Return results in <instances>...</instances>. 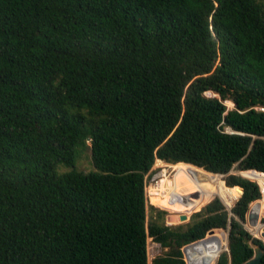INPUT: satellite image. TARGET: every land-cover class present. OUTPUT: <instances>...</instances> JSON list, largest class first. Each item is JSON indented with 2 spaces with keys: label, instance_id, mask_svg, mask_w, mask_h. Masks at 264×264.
Returning <instances> with one entry per match:
<instances>
[{
  "label": "trees",
  "instance_id": "16d2710c",
  "mask_svg": "<svg viewBox=\"0 0 264 264\" xmlns=\"http://www.w3.org/2000/svg\"><path fill=\"white\" fill-rule=\"evenodd\" d=\"M259 107L264 0H0V264H150L149 238L165 249L151 264H185L184 244L228 227L218 264L248 261L264 247L241 223L260 197ZM156 161L224 174L235 216L197 186L183 211L201 210L167 224L146 203Z\"/></svg>",
  "mask_w": 264,
  "mask_h": 264
},
{
  "label": "built area",
  "instance_id": "2783aa9c",
  "mask_svg": "<svg viewBox=\"0 0 264 264\" xmlns=\"http://www.w3.org/2000/svg\"><path fill=\"white\" fill-rule=\"evenodd\" d=\"M208 93L209 91H207L205 94L209 96ZM259 108L261 110H264L263 107H259ZM158 160L159 159H157V161ZM172 164L174 163L166 162L165 164V165H168L169 167H172V172H174L172 176L171 174H169V169H167V167L163 165L159 166L161 167V169L158 171L157 174L153 175L150 179L149 177L151 175L152 170L147 174L146 180H145V197H146L147 205H154L163 210H169L157 204H154L152 202V195L154 194H152L151 188L159 189V187L161 186V181L164 177H167L168 179H174L176 170L174 169ZM199 169H202L206 174H214L213 172L207 171L204 168H199ZM163 170H164V173H163ZM246 171H250L254 173V175L251 177H246L242 175L243 171L241 170L239 172V175H242L243 177H246L252 182L256 183L258 186L259 192H260V197L252 201L249 206V211L253 209L258 210L259 219H258L257 227L255 225H251V223L249 222V211H248L245 221H241V223L243 224L244 228L249 231V233L253 236V238H257L264 243V209H263L264 208V171H259L256 169H250ZM216 174H219V173H216ZM220 176L221 178H223L224 174H220ZM223 180H224V184L228 185L224 178ZM229 187H232V186H229ZM167 190L170 191V189H167ZM242 194L243 192L240 195L235 196L229 193L228 200L224 199L223 197L219 195H216L215 198H219L222 201V203L225 206V209L229 212L230 216H235L233 213V208L235 207L238 200L241 198ZM169 212L171 211L169 210ZM182 213H186L190 217V212L188 211H179L175 213L171 212V214H175V215H179ZM181 252H182L181 258L183 259L185 264H218L219 259L222 254L228 253L230 255L229 227L210 229L204 237L184 244L181 247Z\"/></svg>",
  "mask_w": 264,
  "mask_h": 264
},
{
  "label": "rangeland",
  "instance_id": "374dc122",
  "mask_svg": "<svg viewBox=\"0 0 264 264\" xmlns=\"http://www.w3.org/2000/svg\"><path fill=\"white\" fill-rule=\"evenodd\" d=\"M208 94H209V96H214L215 95L211 91H209ZM226 104L228 105L229 108H233L234 107V103L232 101H230V100H227ZM165 164H166V162H163V163H157L156 162L154 167H153V169H152V172H151V175H150L149 179L153 175L158 173V171L161 168L159 166H161V165H163V166L167 167V169H169V174H171V175L174 174V172H172V167H169L168 165H165ZM76 166H77V168L79 170H84V171H87V172L94 170V167H93V164H92V159H91V150H90V148H78V157H77ZM172 166L176 170L175 176L180 177V176H182L185 173L187 175V172L185 171L186 170L185 168H187V167H185L181 162L174 163V164H172ZM176 166L181 167V168L179 169ZM69 170H70V168L65 167V166H59L58 167V172L59 173H64V172H67ZM239 172H240V170L238 169L237 165H235V167L231 170V173H234V174H239ZM196 175L197 174H195V175L191 174L189 176V178L191 180H190V183H189L188 187H186V191L190 192L191 189H193V188L198 186L199 187L198 188L199 191L197 192L198 193L197 198L206 200L209 197H212V196L214 197L216 195H219V196L223 197L224 199H226L230 189L233 188V187H224V186L221 185V181H222V179L224 177L223 178H221V177H211V178H207L205 180H201L200 181L199 178H198V175L197 176ZM171 181H174V180L172 179ZM214 199H215V197L213 198V200ZM186 202H187V199L183 200L184 206L186 205ZM156 204L157 205L159 204L158 199H156ZM206 204L207 203H205L204 205H206ZM204 205H202V207ZM199 210H201V209H199ZM199 210L190 211V217L189 218L191 219V214L196 212V211H199ZM167 211H168V214H167V217H166V220H168L167 224L176 225V224H179V223H187L188 222V221H186V222H183V221L174 222L173 221L174 223L171 222V220H173V218H171V216L175 215V214H171V212H169V210H167ZM190 219H189V221H190ZM148 252H149V256H150L149 261H150V264H151L152 260L154 259V257L163 254L165 252V249L160 244H158L157 242L153 241L152 238H149L148 239Z\"/></svg>",
  "mask_w": 264,
  "mask_h": 264
},
{
  "label": "bare ground",
  "instance_id": "6f19581e",
  "mask_svg": "<svg viewBox=\"0 0 264 264\" xmlns=\"http://www.w3.org/2000/svg\"><path fill=\"white\" fill-rule=\"evenodd\" d=\"M171 180L172 179L164 177L159 189L151 188L152 194H154L152 195V202L156 204V199H158L159 206L175 213L184 210L183 200L188 198L189 194L186 191V187H188L191 179L185 173L180 177L175 176L173 179L174 181ZM167 189H170V191Z\"/></svg>",
  "mask_w": 264,
  "mask_h": 264
},
{
  "label": "water",
  "instance_id": "95a60500",
  "mask_svg": "<svg viewBox=\"0 0 264 264\" xmlns=\"http://www.w3.org/2000/svg\"><path fill=\"white\" fill-rule=\"evenodd\" d=\"M171 218H173V220H171V222H173V221L174 222H176V221L177 222H180V221L186 222V221H189V219H190L188 214H186V213H182V214H179V215H172ZM258 219H259L258 210L257 209L250 210L249 211V222L251 223V225H257L258 224ZM252 246L254 247V255H253V257L251 259H249L248 261L243 262L241 264H261L262 257L264 256V247L262 245H258V244H254V243H252Z\"/></svg>",
  "mask_w": 264,
  "mask_h": 264
},
{
  "label": "crops",
  "instance_id": "0c3cea01",
  "mask_svg": "<svg viewBox=\"0 0 264 264\" xmlns=\"http://www.w3.org/2000/svg\"><path fill=\"white\" fill-rule=\"evenodd\" d=\"M150 258V257H149ZM155 258V257H154ZM151 260V259H150ZM149 263H150V261H149Z\"/></svg>",
  "mask_w": 264,
  "mask_h": 264
}]
</instances>
